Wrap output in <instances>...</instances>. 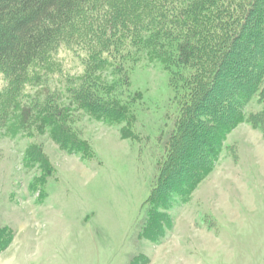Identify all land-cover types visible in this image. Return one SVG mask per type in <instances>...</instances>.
I'll list each match as a JSON object with an SVG mask.
<instances>
[{"label": "trees", "instance_id": "obj_1", "mask_svg": "<svg viewBox=\"0 0 264 264\" xmlns=\"http://www.w3.org/2000/svg\"><path fill=\"white\" fill-rule=\"evenodd\" d=\"M63 50L84 53L81 75L63 72ZM143 65L169 74L178 107L174 129L162 134L140 229L160 244L175 208L215 170L228 135L244 123L264 134V0H0L5 137L49 136L89 160L94 152L77 127L87 116L123 140H149L137 129L144 97L130 80ZM255 101L262 109L248 111ZM25 154L27 168H42L39 189L54 170L38 144ZM12 236L0 229V247Z\"/></svg>", "mask_w": 264, "mask_h": 264}, {"label": "rangeland", "instance_id": "obj_2", "mask_svg": "<svg viewBox=\"0 0 264 264\" xmlns=\"http://www.w3.org/2000/svg\"><path fill=\"white\" fill-rule=\"evenodd\" d=\"M83 54L61 51L66 75L84 72ZM130 80L144 97L137 129L149 140L142 143L87 116L77 127L94 152L89 160L49 136L11 139L0 131V229L13 234L0 264H264V134L247 123L228 135L191 200L175 208L163 241L140 237L162 134L174 129L178 107L160 66H139ZM262 107L255 101L248 111ZM31 143L54 170L39 189L42 168L25 165Z\"/></svg>", "mask_w": 264, "mask_h": 264}]
</instances>
